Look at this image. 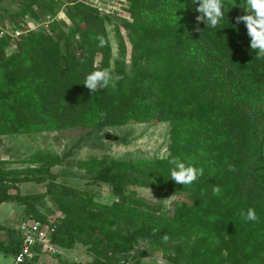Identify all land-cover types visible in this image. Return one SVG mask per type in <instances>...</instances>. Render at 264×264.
<instances>
[{"label": "trees", "instance_id": "16d2710c", "mask_svg": "<svg viewBox=\"0 0 264 264\" xmlns=\"http://www.w3.org/2000/svg\"><path fill=\"white\" fill-rule=\"evenodd\" d=\"M131 1L135 12L126 24L132 46L129 63L120 37L123 57L111 67L108 43L101 48L96 39L103 35L107 41L105 23L95 8L84 4L76 14L84 28L75 21L68 30L53 28L56 35L30 32L9 55L3 51L7 42L0 40V133L167 121L171 151L155 162L154 174L167 176L173 157L204 169L192 185L176 188L186 197L167 226H178L180 237L195 235L196 250L204 256L230 264H264V56L249 48L244 24L236 25L243 10L228 7L223 29H206L201 23L197 30L198 13L191 0ZM225 2L235 6L239 0ZM53 3L44 12L51 18ZM97 55H102L98 63ZM94 63L121 77L115 89L92 95L84 86ZM100 112L106 114L103 119ZM7 174L0 163V179L8 181ZM171 183L165 180V186ZM216 186L219 194L213 193ZM7 199L25 205L27 217L47 218L34 196ZM248 208L255 209L258 221L241 218ZM60 232L92 243L98 256L103 255V241L107 262L130 264L109 257L116 245L96 226L60 222L55 241ZM19 249V237L10 246L0 241V251L16 254Z\"/></svg>", "mask_w": 264, "mask_h": 264}, {"label": "rangeland", "instance_id": "374dc122", "mask_svg": "<svg viewBox=\"0 0 264 264\" xmlns=\"http://www.w3.org/2000/svg\"><path fill=\"white\" fill-rule=\"evenodd\" d=\"M81 4L95 8L105 23L111 67L115 59L123 57L120 37L126 43L129 63L132 46L126 24L135 12L131 0H54L52 18L44 14L51 0H0V40L7 42L3 51L8 55L17 52L30 32L56 35L53 28L68 30L75 21L84 28L85 22L76 16ZM101 60L102 55H97L96 62ZM170 144L171 125L158 119L97 130L78 125L32 133H0V163L8 172V181L0 179V202L11 195H31L47 218L102 229L107 240L116 245L109 251L113 261L230 264L197 251L195 235L180 237L178 226H167V219L177 215L179 202L186 197L176 189L183 185L174 182L165 186V180L153 172L155 162L169 156ZM11 201L23 209L19 216L0 221V241L8 246L18 240V223L29 216L25 205ZM57 242L62 248L60 255H44L30 264H116L107 262L103 241L99 244L101 256L96 255L92 243L63 232ZM2 254L4 264H13V252Z\"/></svg>", "mask_w": 264, "mask_h": 264}, {"label": "clouds", "instance_id": "9594fccd", "mask_svg": "<svg viewBox=\"0 0 264 264\" xmlns=\"http://www.w3.org/2000/svg\"><path fill=\"white\" fill-rule=\"evenodd\" d=\"M191 7L194 12L198 13L196 15L197 30H199L201 23L206 26V29H223L225 27H223L222 22L225 19L226 9L228 7H239L242 9L244 14L236 17V25L244 24L247 36L250 38L249 48L258 56H264V0H239V3L236 2L235 6L228 5L225 0H191ZM96 39L99 42V47L103 48L106 46L107 41L103 35H98ZM120 79L121 77L115 75L111 68H98L94 63L93 70L85 76L82 83L93 95L101 92V90L115 89ZM105 116L106 114L103 112L98 114L99 119H103ZM168 163V175H157V172L156 175H162L165 180L170 179L178 185H192L204 174L202 167H197L192 161L181 157L170 158ZM154 177L156 178V176ZM220 191L219 186L213 188L214 194H219ZM240 215L245 222H256L259 219L253 208H248L246 211L242 210ZM163 239L167 241L168 236L165 235Z\"/></svg>", "mask_w": 264, "mask_h": 264}, {"label": "built area", "instance_id": "2783aa9c", "mask_svg": "<svg viewBox=\"0 0 264 264\" xmlns=\"http://www.w3.org/2000/svg\"><path fill=\"white\" fill-rule=\"evenodd\" d=\"M56 218L38 220L27 217L17 228L20 249L14 254L13 264L34 262L44 255H60L61 246L55 241V234L59 225Z\"/></svg>", "mask_w": 264, "mask_h": 264}, {"label": "crops", "instance_id": "0c3cea01", "mask_svg": "<svg viewBox=\"0 0 264 264\" xmlns=\"http://www.w3.org/2000/svg\"><path fill=\"white\" fill-rule=\"evenodd\" d=\"M21 207H23V206H21L20 204H15L12 201L0 202V221L3 219L4 220L5 219L10 220V219L14 218L15 216H19L20 213L22 212V209H23ZM19 223H18V225H19ZM18 225H17V228H18ZM2 252L3 251H0V264H4V260L2 259V257H3ZM13 258H14V253L12 254V261H13Z\"/></svg>", "mask_w": 264, "mask_h": 264}]
</instances>
